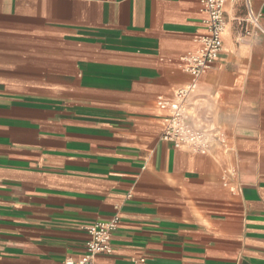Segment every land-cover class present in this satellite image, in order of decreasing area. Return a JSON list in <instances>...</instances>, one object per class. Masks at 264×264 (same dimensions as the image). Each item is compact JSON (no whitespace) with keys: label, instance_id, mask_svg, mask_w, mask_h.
I'll return each mask as SVG.
<instances>
[{"label":"crops","instance_id":"0c3cea01","mask_svg":"<svg viewBox=\"0 0 264 264\" xmlns=\"http://www.w3.org/2000/svg\"><path fill=\"white\" fill-rule=\"evenodd\" d=\"M247 1L192 75L199 0H0V264L77 260L114 217L97 264H264V0ZM181 88L219 134L206 152L161 137Z\"/></svg>","mask_w":264,"mask_h":264},{"label":"built area","instance_id":"2783aa9c","mask_svg":"<svg viewBox=\"0 0 264 264\" xmlns=\"http://www.w3.org/2000/svg\"><path fill=\"white\" fill-rule=\"evenodd\" d=\"M199 1L206 13L205 33L199 37L201 46L198 51L184 57L185 69L192 75L208 68L221 51L222 32L226 24L224 6L229 0ZM247 9V20L258 24V16L249 7ZM187 93V88H181L176 91L173 100H159L161 107H167L170 110L166 116L161 137L173 142L175 146L184 143L197 152H206L212 141L220 140L219 134L203 127L192 126L189 123L183 108V100ZM115 224L116 217L106 222L99 221L88 225L86 230L89 233V239L85 243L84 254L77 260L66 259L63 264H97L95 258L99 253L111 251V231Z\"/></svg>","mask_w":264,"mask_h":264}]
</instances>
